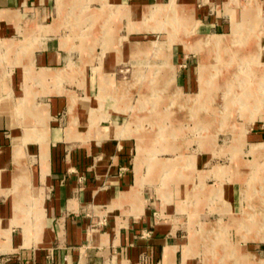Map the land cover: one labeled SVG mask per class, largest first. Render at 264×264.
Returning a JSON list of instances; mask_svg holds the SVG:
<instances>
[{"label": "rangeland", "instance_id": "obj_1", "mask_svg": "<svg viewBox=\"0 0 264 264\" xmlns=\"http://www.w3.org/2000/svg\"><path fill=\"white\" fill-rule=\"evenodd\" d=\"M230 3L231 8L227 10L232 14V32L229 33L230 29L224 32L229 34H196L198 22L180 12L179 0L150 6L141 26L131 20L132 13H122L118 6L114 7L118 14L130 19L132 29L143 27L138 31L131 30L119 17L112 21L113 34L104 32L103 20L94 23L86 17L79 21L77 17L79 26L74 23L75 16L70 21L75 43L85 42L91 48L77 50L80 59L76 63L83 66V61L89 58L88 64L84 72L74 74L77 81H66L64 87L73 91L81 110L88 105L98 107L99 101L103 109L95 115L119 114L115 121L121 124L97 131L98 137L136 138L134 185L138 200L146 182L150 183L151 190L153 184L164 192L171 190V194L172 191L176 194L179 186L185 190L186 194L178 195L173 206L178 208L175 219L181 243H187L183 253L188 259L194 254L193 264H264V144L250 143L252 127L264 123V81L255 77L257 73L264 74V0H230ZM82 4L99 8L89 14L94 20L104 15L106 7H113L107 0H103L104 9H100L103 6L100 0ZM71 8L70 4L66 9ZM72 9L79 13L78 9ZM53 20L52 16L44 21L22 16L16 28L0 23V128L12 129L14 119L21 120V116L23 119L34 117L36 122L35 127H30L34 122L28 119L26 141L23 139L24 143L35 139L32 148L26 146L24 151V144L15 147L14 186L8 191L13 202L26 207L36 200L41 189L32 188L29 169L37 170L46 155L45 149H49L45 129L48 104L32 103L30 88L34 92L41 91L34 97L36 103L47 102L50 97L42 91L54 82L45 80L54 76L61 81L79 69L70 64L56 73L45 69L35 71L34 62L27 61V56L41 41V33L51 31L50 27L40 25L38 29L37 26ZM62 43L63 46L68 44L66 40ZM123 52L127 57L120 62L118 56ZM176 52L181 56L190 55L195 65V83L185 90L187 93L174 86V64L180 63L173 59ZM112 60L120 62L115 69ZM17 61L24 73L21 85L20 81L17 83L16 96L10 99L4 96L7 91L2 90L8 87ZM112 74L113 80H105ZM87 79L94 86L93 95L98 92L100 79L102 82L100 93L91 101L84 97L83 83ZM60 98L65 104L68 96ZM71 102L68 138L74 137L73 127L79 124L74 101ZM116 108H123L124 112ZM62 109L67 115L65 105ZM103 119L106 117L91 116L88 122L96 127ZM110 121L102 126H108ZM50 126L51 120L48 128ZM17 130L22 131V128ZM37 141L41 143L40 154ZM143 168L147 174L143 173ZM156 172L158 175L154 176ZM227 182L241 185L240 210L235 211L232 203L224 198L223 185ZM158 195L163 198L166 194ZM10 198L9 195L7 201ZM22 214L26 216L24 211ZM19 231L16 228L17 234Z\"/></svg>", "mask_w": 264, "mask_h": 264}, {"label": "crops", "instance_id": "obj_2", "mask_svg": "<svg viewBox=\"0 0 264 264\" xmlns=\"http://www.w3.org/2000/svg\"><path fill=\"white\" fill-rule=\"evenodd\" d=\"M83 1L91 0H57L58 4L56 0H0V17H3L0 23L3 26L18 27L19 18L22 16L35 20L39 18L40 21L51 16L54 19L48 24L37 26L38 29L40 25L50 27L51 31L41 33V41L36 42L38 45L33 48V53L27 56L28 62H34L35 71L45 69L50 73H56L70 64L79 67L61 81L54 76L45 80L54 82L42 91L44 95L50 97L47 102L36 103L34 97L41 91L34 92L30 86L32 103L48 104L49 117L45 129L49 149H45L46 155L42 157L39 168L34 171L29 169L32 188L34 190L41 188L37 192V197L41 198L37 200L35 197L36 200L30 201L28 207L17 201L13 202V196L8 191L14 186L15 147L24 144V151L26 146L32 148L33 141L36 140L31 139L24 143L23 139L28 119L34 122L29 125L30 127H35V119L34 117L23 119L19 114L22 119H14L12 129L0 128V225L3 226L0 227V264H193L194 254L188 259L183 253L184 245L187 243H181L175 219L178 208L173 206V201H177L175 199L178 195L186 194L185 190L179 186L177 193L173 194L172 191V195L171 190L170 193L169 190L164 192L155 184H153L154 189L151 190L148 188L150 183L146 182L142 189V197L138 200L137 188L134 185L136 138L98 137L97 131H104L105 128L121 124L115 121L119 118V114L114 112L95 115L96 111L103 109L98 100V107L88 105L81 110V105L77 102L73 91L64 87L66 81H77L74 74L77 71L84 72L88 64L89 58L83 61V66L76 63L80 59L77 50L91 48V45L85 42L75 43V37L72 35V16H75L74 23L78 26L80 23L77 22V17L79 21L80 18L86 17L94 23L103 20L104 32L111 34L115 31L112 21L119 17L126 21V24L128 23L131 30L138 31L143 27L132 29L130 19L118 14L114 7L118 6L122 13H132L131 20L140 23L141 26L149 7L164 4L166 0H107L113 7L105 9L103 0H100L103 4L100 9H104L105 12L96 20L89 18V14L99 8H90L82 4ZM70 4L72 8L79 10L78 14L72 8L66 9ZM85 7H88L89 11L85 12ZM55 8V16H53ZM179 8L182 14L189 15L198 22L196 34L200 36L232 32V14L227 10L231 8L230 0H179ZM229 29V33H224ZM64 40L68 42L67 46H63ZM184 49L187 50L185 44ZM88 56L90 57V53ZM126 57V53L123 52L118 56V61L121 62ZM175 58L180 63L174 64L176 71L174 86L180 87L184 93H187L185 90L191 89L195 83L193 59L188 54L181 56L178 52L174 53L173 59ZM79 63H82L81 60ZM119 63L117 60L114 62L112 60L111 65L115 69V65ZM196 68L198 80V61ZM23 73V68L17 61L8 87L2 90L7 93L2 95L10 99L16 96L17 83L20 81L21 85ZM106 78L107 81L113 80V74ZM32 80L36 81L34 79L30 81ZM101 84L100 79L98 92L93 95L94 86L92 81L89 82L87 79V82L83 83L84 97L90 101L92 98L96 99ZM61 96H68V99L64 100L65 104ZM71 100L74 101L79 124L73 127L74 137L68 138ZM63 104L67 109V115L63 114ZM115 110L124 112L123 108ZM91 116H103L106 119H103L98 126L91 127L88 122ZM50 120L51 126L48 128ZM65 120L66 126H64ZM106 121L111 123L102 126ZM37 126L41 128L39 124ZM19 127L22 131L17 130ZM90 134L92 136L89 138ZM250 137L252 140L250 143L263 145L264 123L252 127ZM24 140L26 141V138ZM38 143L40 154L41 143ZM12 164L13 170H10ZM142 171L147 174L144 168ZM157 175L156 172L154 176ZM239 184V182H227L223 185L224 198L232 203L235 211L238 208L240 210L242 206ZM162 192L166 194L162 196L164 200L158 195ZM9 195L11 198L7 201ZM165 198H169L170 201L166 202ZM16 228L20 229L18 234Z\"/></svg>", "mask_w": 264, "mask_h": 264}, {"label": "bare ground", "instance_id": "obj_3", "mask_svg": "<svg viewBox=\"0 0 264 264\" xmlns=\"http://www.w3.org/2000/svg\"><path fill=\"white\" fill-rule=\"evenodd\" d=\"M132 11V10H131ZM235 26V25H234ZM215 44H218V42L216 41V43ZM190 47V46H189ZM202 56H203V54H202ZM205 66V60L203 59V57L201 58V69H203V67ZM255 77L259 80V81H264V74L263 73H260V75L257 73V74H255ZM261 77H262V79H261ZM252 78V77H251ZM252 81V80H251ZM245 85V84H244Z\"/></svg>", "mask_w": 264, "mask_h": 264}]
</instances>
